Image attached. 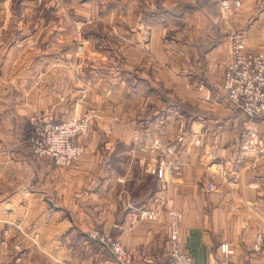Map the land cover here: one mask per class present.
I'll return each mask as SVG.
<instances>
[{
	"label": "crops",
	"instance_id": "crops-1",
	"mask_svg": "<svg viewBox=\"0 0 264 264\" xmlns=\"http://www.w3.org/2000/svg\"><path fill=\"white\" fill-rule=\"evenodd\" d=\"M25 1L0 0V98L16 89L25 101L21 110L0 100V261L118 264L100 242L89 238L97 230L117 237L131 252V264H148L149 259L162 263L169 251L167 212L174 210L182 250L197 263L262 264L264 168H251V158L239 145L246 127L264 139V114L248 121L225 98L220 82L235 33L242 34L250 50L264 51V0H244L226 19L216 0H148V14L182 32L171 36L169 44L146 35L156 21L149 25L140 7L132 6L135 33L123 37L119 57L124 77L138 83L123 81L122 92L115 91L112 66L93 71L99 77L93 81V106L99 115L80 139L81 156L62 168L2 148L1 125L9 115L15 123L18 111L57 114L64 107L50 96L67 86L64 75L57 72L60 81L54 82L46 79L47 67H30L47 54L50 42L31 33L37 28L29 21L32 10ZM33 42L40 48H31ZM107 55L98 56L105 60ZM13 61L20 62L18 71L11 69ZM164 61L171 62L169 70L160 67ZM167 74L169 85H163ZM179 77H185V90L172 86ZM119 91L117 100L113 96ZM180 122L186 134L200 137V144L185 141L178 146L171 156L176 171L164 182L147 171L159 154L152 147L155 141L162 147L173 142ZM218 159L230 160L237 172L234 188L214 173L212 162ZM211 181L216 189L209 192L206 184ZM129 205L156 206L159 217L133 224ZM257 234L263 237L254 250ZM221 243L229 244L232 256H224Z\"/></svg>",
	"mask_w": 264,
	"mask_h": 264
},
{
	"label": "rangeland",
	"instance_id": "rangeland-1",
	"mask_svg": "<svg viewBox=\"0 0 264 264\" xmlns=\"http://www.w3.org/2000/svg\"><path fill=\"white\" fill-rule=\"evenodd\" d=\"M16 1L19 5L21 0H15V2ZM147 1L148 0L25 1L26 4H29L30 9L32 10L30 12L29 21L37 28L31 33H33V35H37L39 40L41 38H47L50 42L49 48L46 50L47 54H44V57H42L43 60H40L38 57V59H35L33 66L30 67H47L46 69L49 70L47 71L49 75H47L46 79L54 82L60 81L57 78V72H61L64 75L62 81H64L67 86L63 89V91L61 90L58 92L55 90L50 93V96L53 101L55 100L56 105H59V107L61 105L64 106L61 110L56 111L57 114L51 110H35L27 115L18 111L19 115L16 117L17 122L14 123V120L12 121V117L9 115L10 112H8L9 116L7 123L5 124L3 122L1 125V136L3 140H5L2 145L4 150L11 149L12 151H17L20 154L31 153L33 158L38 162H43L45 164L61 168L70 166L81 156L84 150V144L80 139L87 134L92 122L99 115L98 108L93 106V81L97 82L99 77L93 75V71L104 70L107 65L108 67L112 66L114 73L113 76L111 75V78L113 79V87L115 91L120 90L122 92L121 87L123 81H125L126 84L129 83L130 85L138 83L136 78H133L132 76L129 80L124 77L122 73L123 62L119 57V54L121 55L122 53L123 37H132L135 33V31L132 30V28L135 27V23L132 21H136L137 12H135L136 9L133 7H140L142 10V18H144L149 25L152 24L150 22L151 20L156 21L155 28L152 30L145 29L146 35L159 37L161 38L162 43L169 44L171 36H175L176 33H180L179 29L173 30L168 28V25L170 24L168 20H163L162 23H158L159 18L157 15L148 14L147 10L150 7L146 4ZM241 7L237 8L235 11L239 10ZM150 17L152 19H149ZM30 46L33 49L40 48V44L38 42H33ZM42 48L43 46L41 49ZM100 52L102 55L108 54L107 59L105 58V60H103L99 57L98 55H100ZM258 52L264 55V51ZM59 55L63 56L59 57ZM12 63L15 64V67L11 66L13 71H18L21 68L19 65L20 62L13 61ZM161 63L162 66L160 67L163 70L170 69V61H164ZM70 75L72 77H69ZM74 77L79 80V84H81L80 87L76 81L77 85L72 84ZM60 78H62V76H60ZM108 78H110L109 75ZM178 79L179 81H176L173 78L172 86H177L179 91L180 89L185 90V77H179ZM6 81H11V78L10 80L7 78ZM169 81V74L163 76V85H169ZM120 91L115 92L113 96L114 98H117V100H120L119 97L122 95ZM184 94L185 93H182V95ZM22 95L23 94H21V92L18 93L16 92V89H14L13 92L5 94V96L1 97L0 100L2 99L3 101L9 102L12 106H18L21 107L19 109L25 110V106H23L25 101L24 98H22ZM128 95L130 96V98H128L129 101H132V93ZM115 100L114 102L117 101ZM72 102H75L74 104H78L75 109ZM90 110L93 111L90 118V125H88L83 134L76 137V142L78 146L82 148V152L73 162L68 165L59 166L55 165L51 160L33 153L30 143V122L34 117L46 115L50 116L54 121L60 122L61 120L78 118L79 116L88 113ZM16 123L17 126H15ZM241 143L242 142L240 140L239 146H241ZM215 162L216 160L212 162L213 166ZM4 233H7V230H5ZM91 233H93V231L89 232V238L93 239L90 237ZM0 264L11 263H4L0 261Z\"/></svg>",
	"mask_w": 264,
	"mask_h": 264
},
{
	"label": "built area",
	"instance_id": "built-area-1",
	"mask_svg": "<svg viewBox=\"0 0 264 264\" xmlns=\"http://www.w3.org/2000/svg\"><path fill=\"white\" fill-rule=\"evenodd\" d=\"M243 0H216L220 15L226 19L237 8L241 7ZM221 88L226 99L236 107L248 121L264 114V55L250 50L240 33H235L230 46V60L225 67L221 78ZM93 111L71 120L54 121L50 116H36L30 122V143L32 151L38 156L51 160L55 165L64 166L73 162L82 152L76 137L83 134L88 125ZM241 150L243 155L251 158V168H264V139L253 127H246L241 133ZM188 142L190 145H199L200 137L185 133L184 122L179 123L178 132L174 141L165 146L155 141L153 149L159 151L153 163L148 165L147 171L156 178L167 182L176 171V165L171 156L180 144ZM214 173L218 178L231 188L237 185V172L231 168L230 160L218 159L214 163ZM214 182L206 184V190L214 191ZM131 223L139 220H155L159 217L156 206L129 205ZM168 242L169 251L165 262L149 259L148 264H199L187 252L182 250L178 231V214L168 210ZM90 237L100 242L107 249L118 264H131V252L121 244L117 237L107 231H93ZM262 234H257L253 249L259 248ZM219 250L224 256H232L233 249L228 243H221ZM223 260L221 264H226ZM264 264V261L262 262Z\"/></svg>",
	"mask_w": 264,
	"mask_h": 264
},
{
	"label": "trees",
	"instance_id": "trees-1",
	"mask_svg": "<svg viewBox=\"0 0 264 264\" xmlns=\"http://www.w3.org/2000/svg\"><path fill=\"white\" fill-rule=\"evenodd\" d=\"M31 154V153H30Z\"/></svg>",
	"mask_w": 264,
	"mask_h": 264
}]
</instances>
